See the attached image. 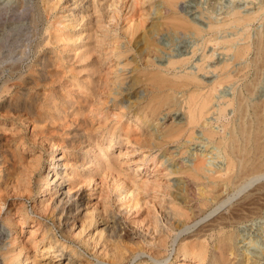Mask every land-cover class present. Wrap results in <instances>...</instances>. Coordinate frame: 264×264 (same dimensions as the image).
Wrapping results in <instances>:
<instances>
[{"label": "rangeland", "instance_id": "1", "mask_svg": "<svg viewBox=\"0 0 264 264\" xmlns=\"http://www.w3.org/2000/svg\"><path fill=\"white\" fill-rule=\"evenodd\" d=\"M83 1L0 0V172L8 165L3 153L15 154L8 182L3 181L5 172L0 173V201L4 199V203L0 202V250L10 249L16 264H178L182 239L195 235L219 212L227 211L224 207L216 211L212 208L191 222L185 231L174 232L167 248L160 241L151 240L150 236L156 235L155 220L163 211V193H176L170 185L181 178L170 175V170L174 165L191 167L202 159L208 174L214 168H224V154L204 131L218 132L215 140H219L223 133L220 126L228 124L230 129L235 113L232 107H227L220 119L217 109L237 97L238 92L247 96L246 85L252 89L248 96L250 104L262 100L264 105V46L261 51L257 46L264 37V0L179 1L178 15L203 28V33L165 30L157 36L161 49L152 52V59L157 62L159 56L165 62L189 59L181 68L168 72L169 78L196 73L210 84L223 76L220 65L225 66L226 62L230 74L237 77L231 75L230 82L223 79L214 91L208 116L194 129L193 140L184 135L160 150L140 144L155 129L142 128L135 124L134 117L129 118L128 107L135 99L127 93V83L121 85L127 71L120 66L132 57L137 59L141 49L135 44L137 38L131 42L129 60L118 59L112 53L114 47L127 51L129 27L143 20L145 26L138 33L149 28L151 19L156 17L157 3L155 0ZM75 2L80 4V10L73 5ZM33 10L35 20L31 18ZM165 11L168 15V9ZM250 15H256L252 22L233 25L234 17ZM222 23L230 25L208 30L210 25ZM241 48L242 58L234 54ZM138 62L142 64L144 60L139 58ZM201 65L204 72L199 70ZM129 74L128 77L132 75ZM203 87L202 92H208V87ZM179 93L175 97L182 107L168 106L174 108L168 111L166 106L165 119L157 120L158 128L181 118L185 120L186 105L183 93ZM167 112L170 115L166 116ZM100 149L103 152L98 161L96 155ZM54 154L62 157L66 188L70 187L72 195L82 199L80 215L76 225L70 226L67 240L62 237L65 228L58 226L53 215L52 192L39 193L36 181L39 175L51 176L50 158ZM38 163L39 170L33 172ZM125 170L130 193L126 198L124 191L118 190ZM181 179L189 187V195L194 199L192 205L199 215L204 183L186 176ZM261 181L264 182V177ZM7 217H10L8 221ZM112 220L121 231L120 241L117 239V249L124 257L121 262L112 259V251H108L112 250L111 244L106 242L105 224ZM263 227L264 211L261 217L239 225V231L245 235L237 240L244 264L259 260L252 253L262 257L264 244L254 249L251 239L260 237L264 243ZM53 234L68 247L65 253L72 249L76 252L71 260L68 256L55 259L53 252L48 251ZM250 235L252 238L246 239ZM188 263L197 264L194 260ZM0 264H4L1 256Z\"/></svg>", "mask_w": 264, "mask_h": 264}, {"label": "bare ground", "instance_id": "2", "mask_svg": "<svg viewBox=\"0 0 264 264\" xmlns=\"http://www.w3.org/2000/svg\"><path fill=\"white\" fill-rule=\"evenodd\" d=\"M86 1L89 3L90 0ZM179 1L180 0H155L154 3H157L155 8L156 17H153V20L151 19L148 25L149 28H146L144 33H138L140 28L145 26L143 20V22L139 21V24H136L135 27H129L130 31L128 43L130 45L125 47L127 51H120V49L116 47L112 49V53H114L116 58L123 59L126 57L125 59L129 60L127 53L132 50L131 42L135 41V38H137L135 44L141 47L138 51L139 53L137 55V59L132 57V59L125 64L123 63V65L118 66H120L123 71H127V73H125L127 76H124V80L122 79L123 81L121 85L127 83V93L133 95V98L135 99L128 107V113L130 114L129 118L134 117L135 124L137 123L142 128H150L153 126L152 131L155 129L153 134H148L149 138L145 139L143 142L141 141L142 143H140L151 149L156 148L160 150L166 147V145L178 141L184 135H188V138L193 140L194 129L199 126L200 121L205 116H208L207 114L210 111L209 109L213 101L212 95L214 91L216 92L217 88L222 85L223 79H228L229 81L232 80L231 78L233 77V74H230L227 69L229 67L228 63L226 62V65V63L223 62L225 63V66L220 65V72L223 73V76H220V79H218V76V80H215L210 84L204 82L205 80L203 81V79L198 76L199 74L196 73L182 75L175 74L173 78H169L167 75L168 72L181 68L189 59L178 58L165 62L166 60L161 59V56H159V63L152 59V52L161 49L157 42V36L165 30L186 33L192 32L194 34L203 33V28L191 22V20L178 15ZM76 3L78 2H75L73 5H76ZM75 8L80 10V4H77ZM167 9L169 13L168 15H165V10ZM259 13L260 12L258 11V14ZM234 15H236V13ZM254 16H236L232 19V23L233 25L236 24L238 26L247 24L254 20ZM31 18L33 20L36 18L34 10L31 12ZM227 19H229V17ZM228 25H230V23ZM228 25L227 23H222V25L212 24L208 30H219L220 27ZM257 46H259V50L261 51L264 46V37L260 38ZM237 49V53L234 54L241 55L242 58V55L244 54L243 49ZM139 58L144 60L142 64L138 62ZM202 65L199 70L204 68ZM149 68L152 69L149 70ZM257 68L259 67L257 66ZM90 72V74H92V71ZM128 73L132 75L129 74L130 76L128 77ZM117 81L118 80L116 79L115 82ZM203 86L208 87V92H202V88H204ZM245 89L248 94L247 96L238 92L239 94L237 97L229 100L227 98L228 101H226L224 105L221 104L222 106L217 109L218 115L220 116L219 118L221 119L225 116L227 107L233 108L235 113L234 124H232L230 129H227L228 124L220 126V128L222 127L221 130L223 133H221L219 140H215L216 136L219 134L218 132H213L211 130L204 131V135L208 138V140L215 143L217 148H219V150H221L224 154L226 158L225 167L214 168L215 170L211 171V174H208L205 160L198 159L199 161L193 163L191 167L174 165V168L170 170V175H179L181 178L182 176H186V178H189L190 180L204 183V192L203 194L201 193L203 198L200 200L199 215L198 213L196 214L197 211L195 212L192 205L194 199H192L189 195V187H187L185 183L181 182V178L176 180L177 182L170 185V187L175 188L177 192L171 193L170 191H166L163 193V211L160 212V216H157L155 220L156 235L153 237L151 235V240H158L162 243L161 245H164L165 248H167L169 244L168 239L173 236L174 232L185 231L189 228V224L191 222L197 220L198 217L203 216L212 208L216 211L224 207L223 210L227 211L226 213L219 212L220 215L213 218L208 225L199 229L195 235L193 234V236H187L182 239L178 248V257L181 258V260L178 261V264H189L188 262L191 260L196 261L197 264H244L237 240L239 237L245 235L239 231L238 227L240 224L248 222L249 220L261 217V214L264 211V182L261 181V178L264 177V105L262 100L260 103L255 102L250 104L248 96L252 94V89L249 85H246ZM177 92L183 93V103L186 105V108H184L185 120L183 121V118H181L177 122H172V124L166 125L163 128H158L157 120L165 119V110L170 109L168 106H174L175 108L182 107L181 102L175 97ZM22 105L23 107L25 106L24 104ZM166 106L167 108L165 109ZM18 107H20V105ZM23 107L21 106V108ZM172 108L168 111H171ZM212 109L213 107H211V110ZM160 115H164V118H161ZM168 115H170V112L166 113V116ZM226 132H228V136L226 135ZM114 135L115 134H113V136ZM109 143L111 144L112 140H110ZM7 152L2 153L6 158L4 162L6 163L7 161L8 165H4L6 168L3 167L4 171L0 172H5V174H3V181L5 182H8L7 177L11 174L9 173L11 172L9 171L10 166L15 165V154L13 153L10 155V153ZM102 152L103 150L100 149V152L96 155L98 161L102 156ZM171 155L172 154H170L169 157ZM61 160L62 157H58V154L52 155L50 158V164L52 166L51 172L53 171V173L51 176L50 174L47 176L39 175V178L36 181L39 193L42 194L49 191L52 192L54 202L53 215L57 217L58 226L60 228H65V231L62 232V237L67 240L69 237L68 234L70 226L76 225V221L80 215L82 199L78 197L77 194L72 195V189L70 187L66 188V177L61 171L64 165L61 163ZM39 168L40 164L38 163V166H35L33 172L39 170ZM126 174L127 170H125L122 174L120 188L118 189L119 191H124V198L130 194L128 190L129 185L127 184V181L129 182V180L126 178ZM29 183L30 180L28 181L27 186L30 185ZM255 183L258 184L254 186ZM134 185L135 187L137 186L135 182ZM137 188L138 187H136V189ZM27 190L29 192L31 191L30 189ZM1 201L3 202L4 199L1 198ZM7 218L8 221L10 217ZM62 218H64V220H62ZM53 223H55V221ZM2 228H4V226ZM118 228L119 227H117V223L114 220L106 222L104 228L107 234L106 242L111 244L109 246L112 247V250H108L106 248L105 250L112 251V259L117 262H121L124 260V257L120 254V251H118L119 248L117 249V239L121 238V231ZM256 236H259V233ZM250 237L252 238V235L246 237V239ZM258 238L260 237L251 239V244L254 246V249L257 248L258 245L264 244ZM66 247L67 246L61 243L54 234L52 235L48 251L53 252L52 256L55 259H58L61 256H68L69 260L72 259V256H74L76 252L72 249L70 253H65L64 250ZM0 251V256L3 258L4 264H16V260L12 259L10 256V249L3 248ZM252 254L253 258L259 260H254L250 264H256L260 261H263L264 264V248L262 251V257L254 253Z\"/></svg>", "mask_w": 264, "mask_h": 264}]
</instances>
